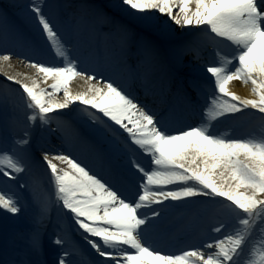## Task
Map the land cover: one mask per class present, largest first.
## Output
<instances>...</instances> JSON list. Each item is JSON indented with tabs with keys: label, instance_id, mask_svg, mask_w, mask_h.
<instances>
[{
	"label": "snow or ice",
	"instance_id": "obj_1",
	"mask_svg": "<svg viewBox=\"0 0 264 264\" xmlns=\"http://www.w3.org/2000/svg\"><path fill=\"white\" fill-rule=\"evenodd\" d=\"M117 7L119 19L86 2L32 0L25 18L59 65L37 62L36 48L26 59L53 81L49 88L5 72L13 53L0 55V74L19 86L27 122L11 137L10 125L0 126V176L28 188L20 178L42 167L51 185L44 196L31 189L37 210L24 231L0 226V264H46L53 210L52 264H80L69 229L88 242L91 264H264V0H119ZM102 26L112 41L104 54L95 43ZM207 49L213 59L187 78L182 69ZM77 77L87 87L74 94ZM234 81L251 85V95L231 91ZM173 87L184 109L198 113L195 126L174 106L149 101ZM8 102L0 97V107ZM224 120L246 131H218ZM24 207L20 193L0 187V210L16 217ZM171 232L193 242L169 254L162 238Z\"/></svg>",
	"mask_w": 264,
	"mask_h": 264
},
{
	"label": "bare ground",
	"instance_id": "obj_2",
	"mask_svg": "<svg viewBox=\"0 0 264 264\" xmlns=\"http://www.w3.org/2000/svg\"><path fill=\"white\" fill-rule=\"evenodd\" d=\"M8 2L16 1L19 4L12 10H9L6 7H3L2 12L6 15V19L4 22V25L6 27H13L14 30L21 31H14L12 34H6L4 36V43L6 42V47H8L6 50L0 49V55L5 54L6 51L13 53L12 58L9 62V64L4 65V71L11 75H17L20 74L21 79L28 78L26 82H31V78H36L38 81L44 82L43 76H37V69L29 66L28 61L26 59V55H30V48H33L31 44L34 42L32 38L28 39L27 35L25 34L23 30V21L29 23L32 27L35 29H38L36 24L33 21L27 20L25 18V13L28 8L26 5L29 0H6ZM51 2V0H47L46 3ZM67 2L70 3H80V2H86L88 4L96 5L98 6L105 14H107L110 17H114L119 19L120 18V12L118 10L117 5L119 4V0H67ZM20 14L23 18L21 21L19 20V17L17 14ZM2 26V23L0 22V27ZM104 28V30H101ZM98 35L95 36V43L96 46L99 48L101 54H104L106 49H110L112 46V41L106 37V33L109 31V28L107 26H102L99 29ZM15 32H19V37L14 35ZM40 32V31H39ZM41 33V32H40ZM14 36V37H13ZM13 37V38H12ZM45 44H46V51H43L42 49L38 48V52L36 53V60L37 62H47L51 65H59V59L55 56V53L52 51L51 47L47 43L46 39L43 37ZM8 40H12V42H7ZM21 41V45H19V48H14L12 44L14 42ZM27 45H24V44ZM36 48V47H35ZM37 49V48H36ZM135 51V50H133ZM25 55H21V54ZM202 58L199 61H193L191 67L182 69V72L187 74V78H193L196 75L195 68L196 65H202L205 63V61H211L213 59V54L211 49H207L202 52L201 54ZM206 57V58H205ZM136 56L132 55L130 56L129 63L135 65L136 64ZM193 57L191 55L185 57V63H188V61H192ZM62 66V65H60ZM91 75V73H89ZM6 81L3 74H0V82ZM53 81L51 79L47 80V84L42 85V88H49V85H51ZM41 87V86H40ZM87 85L83 80H81L79 77L75 78L74 81L71 83L70 88L71 91L75 94L77 92H81L86 90ZM251 85H243L239 81H234L230 84V90L236 92L237 94L241 96H250L251 95ZM50 90V89H49ZM175 92V88L173 87L172 91H165L162 96H157L155 98L149 97V101L151 102L153 99L156 101V105L158 107H162L168 99H170ZM56 98L59 100L63 99V92H60L56 94ZM173 98H171L172 100ZM176 111H178L177 108H175ZM65 112L67 109L64 110ZM249 117L252 115V112H249ZM66 119V118H65ZM248 117H245V120H247ZM199 121V115L198 113H191L187 112L183 116V122L187 124L196 125ZM10 125L9 130L11 132L15 133H22V130L24 129L21 125H19L16 121H11L8 123ZM52 128H56V124H52ZM217 130L223 133H233V132H243L246 131L245 127H238L237 123L233 120H224L222 123L217 125ZM50 140L53 142V140H57L55 137L50 138ZM70 244L77 240V238L72 237V234L68 236ZM175 240V242H174ZM174 242V243H173ZM193 242V237L189 234L181 233V232H171L167 236L162 238V244L163 246L168 250L169 254L176 253L178 254L181 250H186V246ZM207 242V241H206ZM170 245V247H166Z\"/></svg>",
	"mask_w": 264,
	"mask_h": 264
},
{
	"label": "rangeland",
	"instance_id": "obj_3",
	"mask_svg": "<svg viewBox=\"0 0 264 264\" xmlns=\"http://www.w3.org/2000/svg\"><path fill=\"white\" fill-rule=\"evenodd\" d=\"M46 1L47 0H39V2H44V3H46ZM11 4H15V6H17V4H19V3L16 1L8 2L6 0H0V8H2L3 5H7L10 7ZM26 5L28 6V4H26ZM45 84H47V82H41L40 86L42 87V85H45ZM0 97H3L5 99L9 100L6 109L4 107H0V126H3L5 123H8L12 120L13 121L15 120L19 124H21V123L25 124V126L23 125L24 129H25V127L27 126L26 125L27 122L23 120L25 118L24 117L25 113L23 111L20 89H19V91H17V89L13 90V88H5V89L0 88ZM11 118H13V119H11ZM12 135H13V133L9 130L8 136L11 137ZM2 178H5V177L0 176V187H3L6 190L10 189L12 191H16V192L20 193L21 196L23 197V199H25V200H23L25 207H24V209H22L23 214L22 215L18 214L16 217H13L11 214H6L3 210H0V226L7 225L9 227V229H12L13 227H17L15 230L24 231L25 229H23V227H25L27 225L25 222H23V221L21 222V220H23V219L26 220L25 218H23L24 216L26 218H29V219L35 218V214H36V210H37L36 204L33 200L31 189L35 188V191L37 192L38 195L44 196V191L51 190V185L48 183V175L42 167H38V168H34L31 174H29L27 176H22V178H20V184H25L26 182L28 184V188H23V194L21 193V191L18 190V188H21V187L16 183V181H13V182H15V184H17V187H15L16 185L8 184L7 182L3 183V181H1ZM5 179H7V178H5ZM47 194H49V192ZM56 219H57V217H56ZM49 223L47 225V229L49 227L53 228L54 226L51 223V221ZM70 230L75 231L77 233L76 237L78 238V240L82 244H84L87 248H89V251L87 254L90 257V260L89 261L87 260V262L89 264H91V261L94 258L93 250L90 248L88 242L83 238L80 231H76L74 229H69V231ZM52 233L53 232L48 229V231L44 235V237L47 238V236H51ZM51 239L52 238H48L47 240H51ZM257 239H259V237ZM75 248H76V246H75ZM56 250L59 251L58 248H56ZM49 251H53V250H49ZM54 256L57 257L56 254ZM74 259H76L80 262V258H74ZM46 264H49V263L46 262Z\"/></svg>",
	"mask_w": 264,
	"mask_h": 264
}]
</instances>
